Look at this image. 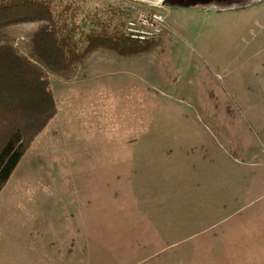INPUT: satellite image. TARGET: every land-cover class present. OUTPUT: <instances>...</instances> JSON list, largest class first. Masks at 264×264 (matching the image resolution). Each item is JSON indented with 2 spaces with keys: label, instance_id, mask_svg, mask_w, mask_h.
<instances>
[{
  "label": "rangeland",
  "instance_id": "374dc122",
  "mask_svg": "<svg viewBox=\"0 0 264 264\" xmlns=\"http://www.w3.org/2000/svg\"><path fill=\"white\" fill-rule=\"evenodd\" d=\"M51 1L81 48L94 16L129 19L122 2ZM178 1L208 11L167 12L147 51L49 76L57 114L0 193V264H207L223 219L215 253L233 257L216 264H257L244 236L264 255V0ZM37 27L11 33L25 56Z\"/></svg>",
  "mask_w": 264,
  "mask_h": 264
},
{
  "label": "trees",
  "instance_id": "16d2710c",
  "mask_svg": "<svg viewBox=\"0 0 264 264\" xmlns=\"http://www.w3.org/2000/svg\"><path fill=\"white\" fill-rule=\"evenodd\" d=\"M94 18L97 23L81 48L78 27H68L62 15L57 18L51 0H0V193L57 114L49 74L68 75L97 49L122 57L148 50L117 28L99 22L98 16ZM27 23H38V27L25 56L14 46L11 33Z\"/></svg>",
  "mask_w": 264,
  "mask_h": 264
},
{
  "label": "crops",
  "instance_id": "0c3cea01",
  "mask_svg": "<svg viewBox=\"0 0 264 264\" xmlns=\"http://www.w3.org/2000/svg\"><path fill=\"white\" fill-rule=\"evenodd\" d=\"M71 2L73 1V2H76V1H80V0H70ZM102 3L103 2H105V1H113V2H120V1H116V0H100ZM163 3H161L160 5H158V6H156V7H159V8H162L163 9V11L165 12V14L167 13V12H169V13H174V12H177V13H180V14H183L184 12H188V13H192V14H196V13H198L199 12V9L201 8V7H205L204 8V11H208L207 9V7L208 6H205V5H203V6H201V5H199L198 3H192V4H185L184 2H181V1H178V0H163L162 1ZM142 3V2H141ZM167 3H169V5H167ZM97 7H98V5H99V3L98 4H95ZM142 5L143 6H154V5H151V4H145V3H142ZM88 8V7H87ZM128 13V12H127ZM129 15V17L132 15L131 13H129L128 14ZM166 17H167V15H166ZM30 24H35V23H27V24H21V25H19V26H17V27H15L14 29H18V28H22V27H24V26H26V25H30ZM167 26H168V30L167 31H170L171 29H172V27H171V25L169 24V23H167ZM86 46V45H85ZM99 51H103V50H99ZM106 51V50H105ZM51 74H53V73H51ZM51 74H49V76L51 75ZM16 171V170H15ZM248 206H246V207H243V208H247ZM211 209H213V208H211ZM214 209L215 210H226V209H228L227 208V206L226 205H220V206H217V207H214ZM226 222V220L225 219H223V220H220L219 222H214V223H212V224H209V227H208V229H207V236H208V239H209V241H208V258H207V264H216V257H224V259H226V258H229L230 256H232L233 257V254L232 255H230V253L229 252H225V249L224 250H222V249H220L219 251H218V253L219 254H216L215 253V243H216V241L220 244V240H222V241H225L226 242V237L225 236H223V234H225V233H218V235L216 234V230L217 229H220L219 227L220 226H222L223 225V222ZM257 227H259V228H264V223H262L261 222V220L260 219H258V221H257ZM255 224V225H256ZM192 225H194V226H196V223H193ZM249 229V228H248ZM219 232V231H218ZM202 235H204L203 233H197V234H195V239H197V238H199V237H201ZM246 235V234H245ZM258 237L256 238L257 240H256V244H257V247H263L264 245V237H263V234H262V232L261 231H259L258 232V235H257ZM222 238H224V239H222ZM243 238V240L244 241H242L243 242V245L242 246H244V250H242L243 252H241L243 255H239L240 257H241V259H244V258H258L259 259V261L257 260V264H264V255H263V251H262V249H260V250H255L254 252H252L251 254L248 252L249 251V248L248 247H251L252 245H254V242H252L251 240H245L246 238H247V236H244V237H242ZM221 241V242H222ZM251 241V242H250ZM218 244V245H219ZM256 247V246H255ZM250 254V255H249ZM242 256H245V257H242ZM262 258V259H261ZM222 259V258H221ZM225 261H227V260H225ZM225 261H224V263L223 264H226L225 263ZM261 261V262H260ZM244 263H245V260H244ZM240 264H242V260H241V263Z\"/></svg>",
  "mask_w": 264,
  "mask_h": 264
},
{
  "label": "built area",
  "instance_id": "2783aa9c",
  "mask_svg": "<svg viewBox=\"0 0 264 264\" xmlns=\"http://www.w3.org/2000/svg\"><path fill=\"white\" fill-rule=\"evenodd\" d=\"M125 4L132 15L125 24L124 35L131 41L151 43L168 30L165 12L156 6H143L140 0H116Z\"/></svg>",
  "mask_w": 264,
  "mask_h": 264
},
{
  "label": "water",
  "instance_id": "95a60500",
  "mask_svg": "<svg viewBox=\"0 0 264 264\" xmlns=\"http://www.w3.org/2000/svg\"><path fill=\"white\" fill-rule=\"evenodd\" d=\"M142 3H145V4H151V5H154V6H158L160 5L161 3H163L162 1L163 0H140Z\"/></svg>",
  "mask_w": 264,
  "mask_h": 264
},
{
  "label": "flooded vegetation",
  "instance_id": "af4514ba",
  "mask_svg": "<svg viewBox=\"0 0 264 264\" xmlns=\"http://www.w3.org/2000/svg\"><path fill=\"white\" fill-rule=\"evenodd\" d=\"M233 1H238V0H233Z\"/></svg>",
  "mask_w": 264,
  "mask_h": 264
}]
</instances>
